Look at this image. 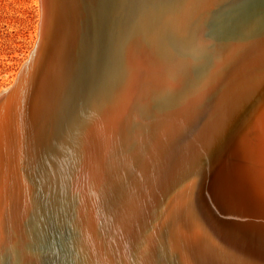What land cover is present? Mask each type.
Here are the masks:
<instances>
[{
	"label": "bare ground",
	"instance_id": "6f19581e",
	"mask_svg": "<svg viewBox=\"0 0 264 264\" xmlns=\"http://www.w3.org/2000/svg\"><path fill=\"white\" fill-rule=\"evenodd\" d=\"M42 2L0 264H264V0Z\"/></svg>",
	"mask_w": 264,
	"mask_h": 264
},
{
	"label": "rangeland",
	"instance_id": "374dc122",
	"mask_svg": "<svg viewBox=\"0 0 264 264\" xmlns=\"http://www.w3.org/2000/svg\"><path fill=\"white\" fill-rule=\"evenodd\" d=\"M41 9L42 0H0V94L14 84L36 48Z\"/></svg>",
	"mask_w": 264,
	"mask_h": 264
},
{
	"label": "water",
	"instance_id": "95a60500",
	"mask_svg": "<svg viewBox=\"0 0 264 264\" xmlns=\"http://www.w3.org/2000/svg\"><path fill=\"white\" fill-rule=\"evenodd\" d=\"M255 13H256V15H257V14H261V12H259V11H256ZM32 56H33V54L30 56V58H29V62H30ZM29 62H28V63L22 68V70L19 72L18 77H17L16 81L14 82V85H13V86H12L7 92H5L3 95L0 96V100H1L2 98H4V97H7V96L9 95L10 91L16 86V84H17V82H18V80H19V78H20L21 73H22V72L24 71V69L28 66Z\"/></svg>",
	"mask_w": 264,
	"mask_h": 264
}]
</instances>
